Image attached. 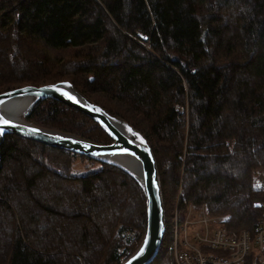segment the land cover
<instances>
[{
    "label": "trees",
    "instance_id": "1",
    "mask_svg": "<svg viewBox=\"0 0 264 264\" xmlns=\"http://www.w3.org/2000/svg\"><path fill=\"white\" fill-rule=\"evenodd\" d=\"M63 82L152 147L167 227L153 264H176L178 203L183 214L205 206L233 233L263 217L253 181L264 171V0H7L0 94ZM23 119L112 142L55 100ZM78 160L86 169L73 173ZM145 210L119 167L0 134V264H122L142 242Z\"/></svg>",
    "mask_w": 264,
    "mask_h": 264
},
{
    "label": "water",
    "instance_id": "2",
    "mask_svg": "<svg viewBox=\"0 0 264 264\" xmlns=\"http://www.w3.org/2000/svg\"><path fill=\"white\" fill-rule=\"evenodd\" d=\"M25 97L31 98V106L39 100L50 99L83 113L99 124L113 139V142L110 145L82 142L27 124L24 120L19 119V122H17V119L14 118V120L9 113L4 112V104L8 98H11L15 101L14 106L19 107L17 101ZM4 121H7V123H4ZM117 123L124 124L131 134L121 132L116 126ZM0 133L3 136H17L57 147L60 150L92 156L103 163L121 166L122 169L128 171L142 186L145 193L149 230L146 239L141 243L138 250L123 264H151L152 260L157 258L156 255L165 235L164 208L157 164L148 142L130 125L113 117L101 106L88 100L77 92L72 84L63 82L39 88L26 86L7 95H0ZM117 158L129 159L133 172L139 171L141 178H137L129 172L128 168L114 161Z\"/></svg>",
    "mask_w": 264,
    "mask_h": 264
},
{
    "label": "rangeland",
    "instance_id": "3",
    "mask_svg": "<svg viewBox=\"0 0 264 264\" xmlns=\"http://www.w3.org/2000/svg\"><path fill=\"white\" fill-rule=\"evenodd\" d=\"M6 2H7V0H1L0 8L3 7L6 4ZM47 85H55V84H47ZM44 86H46V85H44ZM40 87H43V86H40ZM47 100H50V99H47ZM175 112L178 114V116L181 119H183L184 121L185 120L187 121V108H186V105H184V103L182 101L179 100L176 103ZM119 120H121V119H119ZM111 140L113 142L112 138H111ZM96 144H98V143H96ZM98 145H101V144H98ZM108 145H110V144H108ZM78 163L79 164L77 165L76 168H74L73 173H77V172L80 173L81 171L86 169L85 166L87 164L84 161L78 160ZM81 163H83V164H81ZM101 163H103V162H101ZM104 164H107V163H104ZM108 165H111V164H108ZM116 167H118V166H116ZM119 168L122 169L121 167H119ZM122 170L125 171L124 169H122ZM125 172L128 175H130L127 171H125ZM130 176L133 178L132 175H130ZM158 177H159V173H158ZM165 179L167 180V178H165ZM141 188H142V186H141ZM142 190H143V188H142ZM161 197H162V195H161ZM163 203H164V201L162 200V204ZM167 203H168V198L165 197V204H167ZM167 207H168V204H167ZM163 208H164V204H163ZM262 209H263V213H264V206H262ZM174 216H175V218L171 222L174 223V226L176 229L180 230V228H183L185 226L188 230H190L189 227L190 228L195 227V229L190 230L191 235L195 234L197 232L196 230H199L204 235L207 234L209 237V239H206L204 237L202 240H200L196 244V249H197L198 253L200 254V256L202 257L203 260H200V257L196 256L187 262V261L179 259L177 256H175L176 264H236L235 263V260H236L235 256H236L237 252H239V250H241L243 247L242 246L243 245V239L251 241V237H250L248 230H243L239 233H233L232 231L227 229V227L224 226V224H223L224 220H225L224 217H211L210 215H208L207 212L205 213V211H201L200 209H194L192 206H190L189 209L184 212V214L176 211V213H174ZM262 218L264 219V214H263ZM164 222H165V220H164ZM257 224L264 226V220L260 219V221ZM246 233L248 235H246ZM258 233H259V231L257 230L256 234H258ZM185 248L186 247L183 245H178L177 247L175 246L174 249H175V252L180 253V252L184 251ZM249 259H251V255L249 256Z\"/></svg>",
    "mask_w": 264,
    "mask_h": 264
},
{
    "label": "bare ground",
    "instance_id": "4",
    "mask_svg": "<svg viewBox=\"0 0 264 264\" xmlns=\"http://www.w3.org/2000/svg\"><path fill=\"white\" fill-rule=\"evenodd\" d=\"M50 86V85H48ZM20 89V88H19ZM17 90V89H15ZM13 90V91H15ZM11 91H7V92H4L0 95H7L9 94ZM31 98L29 97H25L23 98L22 100L20 101H17V103H19V107H16L14 106V99L12 100L11 98H8L7 101L5 102L4 104V112L6 113H9L12 118L14 119H17L19 122V119L22 120L23 119V116L25 115V113L35 104H33L31 106ZM31 106V107H30ZM174 110H175V106H174ZM88 117V116H87ZM14 119V120H15ZM91 119V118H90ZM24 120V119H23ZM92 120V119H91ZM93 121V120H92ZM22 122V121H21ZM95 122V121H93ZM27 123V122H26ZM96 123V122H95ZM29 124V123H27ZM31 125V124H30ZM99 125V124H98ZM100 126V125H99ZM116 126L119 128V130L125 134H128L130 135L131 133L128 132V129L127 127L124 125V124H120V123H117ZM101 127V126H100ZM102 128V127H101ZM103 129V128H102ZM104 130V129H103ZM105 131V130H104ZM49 132H53V133H57V134H60V135H63V136H66V138H73V139H76V140H79V141H82V142H87V143H94L96 144L95 142L91 141V140H88V139H85V138H82V137H79V136H76V135H73V134H68V133H62V132H58V131H55V130H49ZM106 132V131H105ZM107 133V132H106ZM139 133V132H138ZM108 134V133H107ZM140 134V133H139ZM109 135V134H108ZM141 135V134H140ZM133 136V135H132ZM142 136V135H141ZM143 137V136H142ZM144 138V137H143ZM145 139V138H144ZM146 140V139H145ZM36 143H39V144H42V145H45V146H48V147H51V148H55V149H59L57 147H53V146H49V145H46V144H43V143H40V142H36ZM149 144V143H148ZM150 146V145H149ZM151 147V146H150ZM152 149V147H151ZM71 153H74L72 151H69ZM153 152V150H152ZM76 155H79V156H82V157H85V158H88V159H93V160H97V158L95 157H92V156H88V155H80V154H77V153H74ZM154 155V153H153ZM155 157V156H154ZM99 161V160H98ZM114 161H117L119 164L123 165L125 168H128L129 172L131 174H134L137 178L140 177L141 178V174L139 171H135L133 172V168H132V165H131V161L129 159H125V158H117V159H114ZM156 161V160H155ZM75 163L73 164V168H76L77 165L79 164L78 161H74ZM101 162V161H100ZM116 166V165H114ZM118 167H121V166H118ZM81 169V168H80ZM125 170V169H124ZM128 172V171H127ZM253 189H255L256 191H264V171H261L259 172L255 178H254V181H253ZM261 207L264 206V201L262 203H260ZM176 210L177 212L181 211L179 210V203L177 204L176 206ZM201 211H205V213L207 212L206 211V208L205 206H202L200 207ZM189 209V208H188ZM187 209V210H188ZM186 210V211H187ZM182 212V211H181ZM175 218V216L172 218V220ZM262 220H264L263 218H261ZM172 226L169 225V227H172L171 230H170V235L172 236V242H173V245H183L185 246V241L182 240V228L179 229H176L175 226H174V223H172ZM261 225L259 224H256L254 226V228L252 229V231H249V234H250V237H251V249H252V253H251V259L248 261L247 260V263L248 264H264V239L259 237L257 234H256V231L257 230H261ZM167 227H166V223L164 225V230H165V235L167 233ZM148 230H149V217H148V213H147V201H146V210H145V224H144V232H143V237H142V242H144V240L146 239L147 235H148ZM164 235V237H165ZM163 237V239H164ZM141 245V244H140ZM140 247V246H139ZM161 247V246H160ZM160 251V249H159ZM158 251V253H159ZM158 253L156 255V257L158 256ZM175 256L178 255L177 252L174 253ZM132 257V256H131ZM128 260V259H127ZM126 260V261H127ZM154 260V261H153ZM152 260V263L153 264L156 259H153ZM124 263V262H123ZM122 263V264H123Z\"/></svg>",
    "mask_w": 264,
    "mask_h": 264
},
{
    "label": "built area",
    "instance_id": "5",
    "mask_svg": "<svg viewBox=\"0 0 264 264\" xmlns=\"http://www.w3.org/2000/svg\"><path fill=\"white\" fill-rule=\"evenodd\" d=\"M190 230L195 229V227L190 228ZM190 230H188L185 226L182 228V240L185 241V250L182 252H178L177 257L179 259H182L184 261H189L190 259H193L194 257L198 256L200 257V260H203L202 257L200 256V254L198 253L197 249H196V244L202 240L204 237L206 239H209L207 234H203L201 231L196 230L197 232L193 235L190 234ZM259 233L257 234L259 237L264 239V226L261 227V230H258ZM246 235H248L246 233ZM227 238V237H226ZM176 247L178 245H175ZM242 249L239 250V252H237L236 254V260L235 263L236 264H248L247 260L249 261V256L252 253V249H251V241L250 240H246L243 239V245H242Z\"/></svg>",
    "mask_w": 264,
    "mask_h": 264
},
{
    "label": "snow or ice",
    "instance_id": "6",
    "mask_svg": "<svg viewBox=\"0 0 264 264\" xmlns=\"http://www.w3.org/2000/svg\"><path fill=\"white\" fill-rule=\"evenodd\" d=\"M4 123H7V121H4Z\"/></svg>",
    "mask_w": 264,
    "mask_h": 264
}]
</instances>
